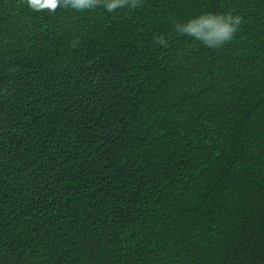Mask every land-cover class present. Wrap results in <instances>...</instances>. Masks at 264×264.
Returning <instances> with one entry per match:
<instances>
[{"label":"trees","instance_id":"16d2710c","mask_svg":"<svg viewBox=\"0 0 264 264\" xmlns=\"http://www.w3.org/2000/svg\"><path fill=\"white\" fill-rule=\"evenodd\" d=\"M0 264H264V0H0Z\"/></svg>","mask_w":264,"mask_h":264},{"label":"clouds","instance_id":"9594fccd","mask_svg":"<svg viewBox=\"0 0 264 264\" xmlns=\"http://www.w3.org/2000/svg\"><path fill=\"white\" fill-rule=\"evenodd\" d=\"M33 11L55 12L59 7L74 11L103 7L108 13L124 8H136L142 0H25ZM242 23V17L231 12L203 11L186 22L174 25L175 31L191 38L205 48L216 49L230 43ZM163 44V40L157 38Z\"/></svg>","mask_w":264,"mask_h":264}]
</instances>
